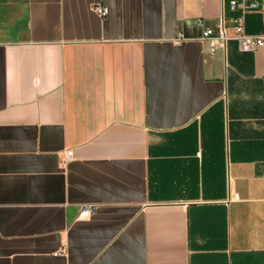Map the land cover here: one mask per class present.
I'll return each mask as SVG.
<instances>
[{"label": "crops", "instance_id": "crops-1", "mask_svg": "<svg viewBox=\"0 0 264 264\" xmlns=\"http://www.w3.org/2000/svg\"><path fill=\"white\" fill-rule=\"evenodd\" d=\"M243 15L0 0V264H264V49L202 40Z\"/></svg>", "mask_w": 264, "mask_h": 264}, {"label": "built area", "instance_id": "built-area-1", "mask_svg": "<svg viewBox=\"0 0 264 264\" xmlns=\"http://www.w3.org/2000/svg\"><path fill=\"white\" fill-rule=\"evenodd\" d=\"M232 8L237 7V2L233 1L231 3ZM243 12L250 10H258L260 8L259 3L250 2L243 3L240 5ZM94 12L100 17H106L109 13V9L102 5H95L93 7ZM184 37L181 35L174 39L175 42L183 40ZM202 40L208 41L209 52L214 55L218 49H224L229 40H235L238 43V47L243 53H250L256 50L264 49V34L260 35H250L247 33L245 28V17L244 15L240 17L237 25L234 27V32L232 35L227 34L224 26H220L216 35L212 29H205L203 31ZM74 158V150L69 149L65 152L63 156L62 163L66 164ZM95 205L88 204L82 207L81 212L78 216L79 219H89V217L94 212Z\"/></svg>", "mask_w": 264, "mask_h": 264}]
</instances>
